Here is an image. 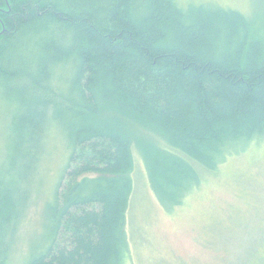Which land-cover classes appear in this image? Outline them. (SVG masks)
Returning <instances> with one entry per match:
<instances>
[{
    "label": "trees",
    "instance_id": "1",
    "mask_svg": "<svg viewBox=\"0 0 264 264\" xmlns=\"http://www.w3.org/2000/svg\"><path fill=\"white\" fill-rule=\"evenodd\" d=\"M179 4L0 0V98L13 121L11 176L24 175L31 163L32 172L52 126L68 152L47 242L23 264H125L135 141L168 207L183 201L201 171L264 140V36L238 10ZM48 122L54 125L46 129ZM5 176L0 264L9 263L16 238L18 189L33 178L19 185Z\"/></svg>",
    "mask_w": 264,
    "mask_h": 264
},
{
    "label": "rangeland",
    "instance_id": "2",
    "mask_svg": "<svg viewBox=\"0 0 264 264\" xmlns=\"http://www.w3.org/2000/svg\"><path fill=\"white\" fill-rule=\"evenodd\" d=\"M177 2L183 7L216 4L238 10L250 18L255 32L264 36V0ZM7 103L0 98V177L5 176V165V178L17 179L19 185L28 175L33 177L27 187L18 189L22 205L17 208L15 242L9 246L8 264H23L47 242L50 205L59 184V190L63 189L64 182H58L68 152L64 134L52 126L32 172L33 163L24 175L11 176L13 121ZM51 125L54 123L48 122L46 129ZM135 131L136 136L150 137L144 129ZM153 136L157 140L158 136ZM131 140L135 141L134 134ZM143 149L136 141L131 148L134 167L126 214L129 251L125 264H264V140L226 155L213 171H201L200 180L183 201L168 207L150 184Z\"/></svg>",
    "mask_w": 264,
    "mask_h": 264
}]
</instances>
